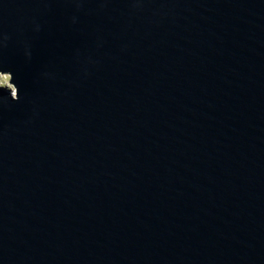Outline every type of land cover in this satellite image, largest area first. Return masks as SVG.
I'll list each match as a JSON object with an SVG mask.
<instances>
[{"label": "water", "instance_id": "95a60500", "mask_svg": "<svg viewBox=\"0 0 264 264\" xmlns=\"http://www.w3.org/2000/svg\"><path fill=\"white\" fill-rule=\"evenodd\" d=\"M0 264H264V0H0Z\"/></svg>", "mask_w": 264, "mask_h": 264}, {"label": "rangeland", "instance_id": "374dc122", "mask_svg": "<svg viewBox=\"0 0 264 264\" xmlns=\"http://www.w3.org/2000/svg\"><path fill=\"white\" fill-rule=\"evenodd\" d=\"M10 74L9 72H1L0 73V85L2 86H11L14 89V96H16L15 86L10 82Z\"/></svg>", "mask_w": 264, "mask_h": 264}]
</instances>
